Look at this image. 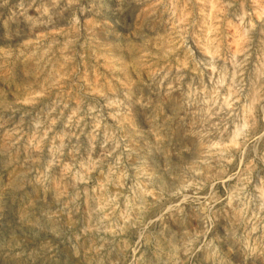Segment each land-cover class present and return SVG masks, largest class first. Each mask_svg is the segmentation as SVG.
Returning <instances> with one entry per match:
<instances>
[{
	"label": "clouds",
	"instance_id": "1",
	"mask_svg": "<svg viewBox=\"0 0 264 264\" xmlns=\"http://www.w3.org/2000/svg\"><path fill=\"white\" fill-rule=\"evenodd\" d=\"M0 264H264V0H0Z\"/></svg>",
	"mask_w": 264,
	"mask_h": 264
}]
</instances>
